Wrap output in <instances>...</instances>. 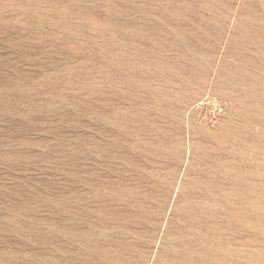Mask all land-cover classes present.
Masks as SVG:
<instances>
[{
    "label": "rangeland",
    "instance_id": "rangeland-1",
    "mask_svg": "<svg viewBox=\"0 0 264 264\" xmlns=\"http://www.w3.org/2000/svg\"><path fill=\"white\" fill-rule=\"evenodd\" d=\"M0 264H264V0H0Z\"/></svg>",
    "mask_w": 264,
    "mask_h": 264
}]
</instances>
